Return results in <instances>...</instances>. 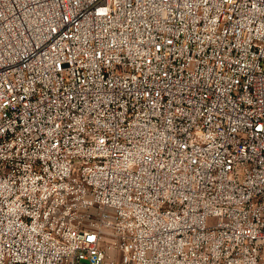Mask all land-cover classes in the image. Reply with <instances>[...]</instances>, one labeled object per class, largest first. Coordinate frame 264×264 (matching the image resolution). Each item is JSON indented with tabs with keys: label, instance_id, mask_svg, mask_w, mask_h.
Returning <instances> with one entry per match:
<instances>
[{
	"label": "built area",
	"instance_id": "built-area-1",
	"mask_svg": "<svg viewBox=\"0 0 264 264\" xmlns=\"http://www.w3.org/2000/svg\"><path fill=\"white\" fill-rule=\"evenodd\" d=\"M0 264H264V0H0Z\"/></svg>",
	"mask_w": 264,
	"mask_h": 264
}]
</instances>
